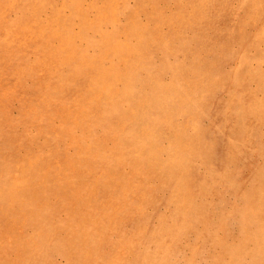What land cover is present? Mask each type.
<instances>
[{
    "label": "rangeland",
    "instance_id": "rangeland-1",
    "mask_svg": "<svg viewBox=\"0 0 264 264\" xmlns=\"http://www.w3.org/2000/svg\"><path fill=\"white\" fill-rule=\"evenodd\" d=\"M263 34L264 0H0V264H264Z\"/></svg>",
    "mask_w": 264,
    "mask_h": 264
},
{
    "label": "bare ground",
    "instance_id": "bare-ground-1",
    "mask_svg": "<svg viewBox=\"0 0 264 264\" xmlns=\"http://www.w3.org/2000/svg\"><path fill=\"white\" fill-rule=\"evenodd\" d=\"M154 1H155V0H154ZM176 1H177V0H176ZM184 1H186V0H184ZM191 1H193V0H191ZM230 1H232V0H230ZM149 2H150V1H149ZM151 2H152V1H151ZM174 2H175V1H174ZM201 2H202V1H200L199 3H201ZM203 2H204V1H203ZM205 2H206V1H205ZM225 2H226V1H225ZM237 2H238V1H237ZM182 3H183V2H182ZM187 3H188V1H187ZM190 3H192V2H190ZM204 4H205V3H204ZM175 5H176V4H175ZM178 5H179V4H178ZM182 5H183V4H182ZM225 5H226V4H225ZM137 6H138V5H137ZM199 6H200V5H199ZM199 6H198V8H200ZM203 6L205 7V5H203ZM178 7H180V5H179ZM187 7H188V6H187ZM195 7H196V5H195ZM241 7H242V6H241ZM202 8H203V7H202ZM248 8H250V7H248ZM177 9H178V8H177ZM180 10H181V8H180ZM189 10H190V9H189ZM199 10H200V9H199ZM204 10H205V9H204ZM249 10H250V9H249ZM182 11H183V10H182ZM197 12H199V11L197 10ZM200 12H201V10H200ZM216 13H217V12H216ZM213 14H214V13H213ZM156 16H157V14H156ZM188 16H189V15H188ZM210 16H211V15H210ZM212 16H213V15H212ZM217 17H218V16H217ZM161 18H162V17H161ZM157 19H158V18H157ZM208 19H209V18H208ZM211 19H212V17H211ZM213 19H214V18H213ZM233 19H234V18H233ZM163 20H164V19H163ZM163 20H161V21L163 22ZM170 20H171V19H170ZM217 20H218V19H217ZM159 21H160V19H159ZM165 21H166V20H165ZM218 21H219V20H218ZM162 22H161V23H162ZM201 22L203 23V21H201ZM205 22H206V21H205ZM155 23H158V22H155ZM170 23H171V22H170ZM185 23H186V22H185ZM206 23H207V22H206ZM209 23H210V21H209ZM159 24H160V23H159ZM177 24H178V23H177ZM179 24H180V23H179ZM195 24H196V23H195ZM200 24H201V23H200ZM215 24H216V23H215ZM210 25H212V24H210ZM237 25H238V24H237ZM196 26H197V25H196ZM203 27H205V26H203ZM210 27H211V26H210ZM159 28H160V27H159ZM190 28H191V27H190ZM206 28H207V27H206ZM208 28H209V27H208ZM216 28H217V27H216ZM235 28H236V27H235ZM198 29H199V28H198ZM203 29H204V28H203ZM212 29H213V28H212ZM220 29H221V28H220ZM229 29H230V28H229ZM207 30H208V29H207ZM210 30H211V28H210ZM230 30H231V29H230ZM126 31H127V29H126ZM159 31H162V30H159ZM202 31H204V30H202ZM215 31H216V30H215ZM217 31H220V30H217ZM217 31H216V32H217ZM225 31H226V30H225ZM82 32H83V31H82ZM164 32H165V31H164ZM194 32H195V30H194ZM222 32H223V31H222ZM226 32H227V31H226ZM168 33H169V32H168ZM218 33H219V32H218ZM233 33H235V31H234ZM10 34H11V33H10ZM10 34H9V35H10ZM14 34H15V33H14ZM160 34H161V33H160ZM163 34H164V33H163ZM200 34H201V33H200ZM203 34H204V33H203ZM229 34H230V33H229ZM231 34H232V33H231ZM12 35H13V34H12ZM15 35H16V34H15ZM191 35H192V34H190V36H191ZM217 35H218V37H219L220 33L217 34ZM217 35H216V36H217ZM224 35H225V34H224ZM233 35H234V34H233ZM263 35H264V34H263ZM47 36H48V35H47ZM214 36H215V35H214ZM214 36H213V38H214ZM222 36H223V34H222ZM234 36H235V35H234ZM260 36H262V35H259V37H260ZM166 37H167V36H166ZM171 37H172V36H171ZM188 37H189V36H188ZM226 37H228V36H226ZM226 37H225V38H226ZM236 37H237V36H236ZM259 37H258V38H259ZM10 38H11V36H10ZM10 38H9V39H10ZM13 38H17V37H14V35H13ZM49 38H50V37H49ZM191 38H195V37H191ZM238 38H240V37H238ZM161 39H162V38H161ZM189 39H190V38H189ZM222 39H223V38H222ZM254 39H256V38H254ZM11 40H13V39H11ZM15 40H16V39H15ZM48 40H50V39H48ZM87 40H88V39H87ZM168 40H169V39H168ZM187 40H188V39H187ZM219 40H220V39H219ZM230 40H231V38H230ZM256 40H257V39H256ZM260 40H262V39L260 38ZM13 41H14V40H13ZM17 41H18V40H17ZM89 41H90V40H88V42H89ZM150 41H151V39H150ZM196 41H197V39H196ZM217 41H218V40H217ZM257 41H258V40H257ZM131 42H132V41H131ZM254 42H255V41H254ZM259 42H260V41H259ZM1 43H2V42H1ZM1 43H0V44H1ZM7 43H8V42H7ZM9 43H10V40H9ZM9 43H8V46L10 45ZM14 43H15V42H14ZM19 43H20V41H19ZM22 43H23V42H22ZM24 43H25V42H24ZM262 43H263V42H262ZM133 44H134V43H133ZM133 44H132V45H133ZM186 44H187V43H186ZM252 44H253V43H252ZM14 45H15V44H14ZM21 45H22V44H21ZM91 45H92V44H91ZM204 45H205V44H204ZM209 45H210V44H209ZM261 45H262V44H261ZM187 46H189V45H187ZM195 46H197V45H195ZM255 46H257V45H255ZM255 46H254V47H255ZM10 47H11V45H10ZM12 47H13V46H12ZM18 47H19V46H18ZM18 47H17V48H18ZM20 47H21V46H20ZM134 47H135V46H134ZM134 47H133V48H134ZM191 47H192V46H191ZM197 47H198V46H197ZM199 47H200V46H199ZM206 47H207V46H206ZM3 48H4V47H3ZM159 48H160V47H159ZM186 48H187V47H186ZM189 48H190V47H189ZM210 48H211V47H210ZM8 49H9V48H8ZM194 49H195V47H194ZM259 49H261V48H259ZM93 50H94V49H93ZM162 50H163V49H162ZM167 50H168V49H167ZM172 50H173V49H172ZM179 50H180V49H179ZM186 50H187V49H186ZM190 50H191V49H190ZM262 50H263V49H262ZM193 51H194V50H193ZM195 51H196V50H195ZM44 52H45V51H44ZM93 52H94V51H93ZM181 52H182V51H181ZM187 52H188V50H187ZM187 52H186V53H187ZM196 52H197V51H196ZM63 53H64V51H63ZM100 53H101V52H100ZM164 53H165V52H164ZM190 53H191V52H190ZM190 53H189V54H190ZM166 54H167V53H166ZM2 55H3V54H2ZM4 55H6V54L4 53ZM144 55H145V54H144ZM220 55H221V54H220ZM3 57H4V56H3ZM143 57H145V56H143ZM152 57H153V55H152ZM134 58H135V57H134ZM132 59H133V58H132ZM140 59H141V58H140ZM144 59L146 60V58H144ZM153 59H154V57H153ZM6 60H8V59H6ZM199 60H200V59H199ZM130 61H131V60H130ZM163 61H164V60H163ZM203 61H204V60H203ZM1 62H2V61H1ZM96 62H97V61H96ZM200 62H201V61H200ZM200 62H199V63H200ZM92 63H93V62H92ZM142 63H143V62H142ZM159 63H160V62H159ZM162 63H163V62H162ZM191 63H193V62H191ZM197 63H198V62H197ZM71 64H72V63H71ZM57 65H58V64H57ZM134 65L136 66V63H135ZM138 65H139V64H138ZM138 65H137V66H138ZM180 65H181V64H180ZM183 65H184V64H183ZM195 65H196V63H195ZM208 65H209V64H208ZM208 65H207V66H208ZM212 65H213V64H212ZM2 66H3V65H2ZM47 66H48V65H47ZM154 66H156V65H154ZM165 66H166V65H165ZM189 66H190V64H189ZM189 66H188V67H189ZM203 66H204V65H203ZM210 66H211V65H210ZM210 66H209V67H210ZM215 66H216V65H215ZM48 67H49V66H48ZM180 67H181V66H180ZM183 67H185V66H183ZM188 67H187V68H188ZM201 67H202V66H201ZM205 67H206V66H205ZM189 68H190V67H189ZM191 68H192V67H191ZM193 68H194V67H193ZM214 68H215V67H214ZM154 69H155V68H154ZM156 69H157V68H156ZM82 70H83V69H82ZM123 70H124V69H123ZM178 70H179V69H178ZM189 70H190V73H192V72H191V69H189ZM198 70H199V68H198ZM198 70H197V71H198ZM213 70H214V69H213ZM49 71H50V69H49ZM176 71H177V70H176ZM192 71H193V69H192ZM197 71H196V72H197ZM199 71H200V70H199ZM199 71H198V73H199ZM210 71H211V70H210ZM214 71H215V70H214ZM239 71H240V69H239L237 72H239ZM241 72H243V71H241ZM65 73H66V72H65ZM101 73H102V72H101ZM193 73H194V72H193ZM14 74H15V73H14ZM41 74H42V72H41ZM47 74H49V73H47ZM63 74H64V73H63ZM102 74H103V73H102ZM115 74H116V73H115ZM153 74H154V73H153ZM174 74H175V73H174ZM194 74H195V73H194ZM200 74H202V73H200ZM239 74H240V72H239ZM15 75H16V74H15ZM17 75H18V74H17ZM44 75H45V74H44ZM157 75H158V74H157ZM176 75H177V74H176ZM179 75H180V74H179ZM195 75H196V74H195ZM212 75H213V74H212ZM215 75H216V74H215ZM240 75H241V74H240ZM89 76H90V75H89ZM89 76H88V77H89ZM91 76H92V75H91ZM95 76H96V75H95ZM199 76H200V75H198V77H199ZM209 76H210V75H209ZM216 76H217V75H216ZM48 77H49V76H48ZM70 77H71V76H70ZM70 77H69V79H70ZM150 77H151V76H150ZM174 77H175V76H174ZM194 77H195V76H194ZM207 77H208V76H207ZM37 78H39V77H37ZM53 78H54V77H53ZM118 78H119V77H118ZM121 78H122V77H121ZM176 78H177V77H175V79H176ZM180 78H181V77H180ZM191 78H192V77H191ZM34 79H35V78H34ZM47 79H48V78H47ZM66 79H67V78H66ZM140 79H141V78H140ZM144 79H145V78H144ZM209 79H210V81H212L213 77H212V79H211V78H209ZM209 79H208V80H209ZM36 80H37V79H36ZM41 80H42V77H41ZM57 80H59V79H57ZM57 80H56V81H57ZM113 80H114V79H113ZM123 80H124V79H123ZM178 80H179V79H178ZM183 80H184V78H183ZM190 80H191V79H190ZM213 80H214V79H213ZM46 81H47V80H46ZM50 81H51V80H50ZM50 81H49V83H50ZM52 81L54 82V80H52ZM56 81L54 82V84L51 82V83L53 84L52 87H54ZM67 81H68V79H67ZM127 81H128V80H127ZM129 81H130V80H129ZM141 81H142V80H141ZM186 81H187V80H186ZM210 81H208V82H210ZM39 82H40V81H39ZM41 82H42V81H41ZM61 82H62V81H61ZM120 82H121V81H120ZM120 82H119V83H120ZM123 82H124V81H123ZM137 82H138V81H137ZM139 82H140V81H139ZM179 82H180V81H179ZM188 82H189V81H188ZM57 83H58V82H57ZM116 83H117V82H116ZM192 83H193V82H192ZM192 83H191V84H192ZM181 84H182V82H181ZM50 85H51V84H50ZM58 85H60V84H58ZM64 85H65V84H64ZM68 85H69V84H68ZM186 86H187V85H186ZM189 86H190V85H189ZM50 87H51V86H50ZM161 87H162V86H161ZM60 88H61V87H60ZM149 88H150V87H149ZM162 88H163V87H162ZM50 89H51V88H50ZM62 89H63V88H62ZM160 89H161V88H160ZM173 89H174V88H173ZM64 90H65V89H64ZM72 90H73V89H72ZM114 90H115V89H114ZM163 90H164V89H163ZM180 90H181V89H180ZM183 90H186V89H183ZM56 91H57V88H56ZM111 91H113V88H112ZM111 91H110V92H111ZM157 91H158V90H157ZM157 91L155 90V92H157ZM58 92H59V89H58ZM68 92H69V90H68ZM76 92H77V91H76ZM127 92H128V91H127ZM127 92H126V94H128ZM129 92H130V91H129ZM161 92H162V89H161ZM171 92H173V91H171ZM69 93H70V92H69ZM159 93H160V92H159ZM64 94H65V93H64ZM70 94H71V93H70ZM73 94H74V93H73ZM114 94H115V93H114ZM155 94H157V93H155ZM161 94H162V93H161ZM165 94H166V93H165ZM61 95H62V94H61ZM67 95H68V94H66V98H67ZM175 95H176V94H174V96H175ZM69 96H71V95H68V97H69ZM74 96H75V95H74ZM111 96H112V95H111ZM115 96H116V95H115ZM115 96H113V97H115ZM118 96H119V95H118ZM124 96L126 97V95H124ZM168 96H169V95H168ZM61 97H62V96H61ZM71 97H72V96H71ZM165 97H166V95H165ZM66 98H65V99H66ZM83 98H84V97H83ZM60 99H61V98H60ZM67 99H68V98H67ZM112 99H113V98H112ZM168 99L170 100V97H169ZM174 99H175V98H174ZM174 99H173V100H174ZM37 101H39V100H37ZM41 101H42V100H41ZM41 101H40V102H41ZM60 101H61V100H60ZM64 102H65V101H64ZM170 102H171V101H170ZM30 103H31V102H30ZM75 103H76V101H75ZM37 104H38V103H37ZM38 105H39V104H38ZM141 106H142V105H141ZM143 106H144V105H143ZM107 107H108V106H107ZM139 108H140V106H139ZM106 109H107V108H106ZM109 109H111V108H109ZM38 110H39V109H38ZM38 110H37V111H38ZM177 110H178V109H177ZM57 111H58V110H57ZM72 111H73V110H72ZM99 111H100V110H99ZM103 111H104V110H103ZM105 111H106V110H105ZM180 111H181V110H180ZM180 111H179V112H180ZM192 111H193V110H192ZM92 112H93V111H92ZM183 112H184V111H183ZM189 112H190V111H189ZM191 113H192V112H191ZM38 114H39V113H38ZM102 114H103V113H102ZM177 114H178V112H177ZM104 115H105V114H104ZM176 116H177V115H176ZM94 117H95V116H94ZM100 118H101V116H100ZM101 119H102V118H101ZM86 121H87V120H85V122H86ZM100 121H101V120H100ZM41 122H42V121H41ZM91 122H92V121H91ZM97 122H98V121H97ZM101 122H102V121H101ZM82 123H83V122H82ZM89 124H91V123H89ZM92 124H93V123H92ZM82 125H85V124H82ZM94 125H95V124H94ZM90 126H91V125H90ZM83 128H84V127H83ZM131 129H132V128H131ZM131 129H130V130H131ZM135 129H136V128H135ZM139 130H140V128H139ZM143 130H144V128H143ZM128 131H129V130H128ZM133 132H134V131H133ZM49 134H50V133H49ZM139 134H140V132H139ZM54 137H55V136H54ZM132 137H134L133 134H132ZM134 138H135V137H134ZM134 138H133V139H134ZM127 139H128V138H127ZM54 140H55V139H54ZM129 140H130V139H129ZM129 140H127V141H129ZM127 141H126V142H127ZM149 141H150V140H149ZM149 141H148V142H149ZM102 142H103V141H102ZM138 142H139V141H138ZM134 143H135V142H134ZM134 143H131V145H132V144L134 145ZM149 143H150V142H149ZM101 144H102V143H101ZM137 144H138V143H137ZM98 146H99V145H98ZM98 146H97V147H98ZM146 146H147V145H146ZM137 148L139 149V147H137ZM145 148H146V147H145ZM138 149H137V150H138ZM115 150H116V149H115ZM100 151H101V150H100ZM144 152H146V151H144ZM97 154H98V153H97ZM94 155H95V154H94ZM100 155H101V154H100ZM174 158H175V157H174ZM175 159H176V158H175ZM171 160H172V159H171ZM172 161H174V160H172ZM172 161H171L170 164H173V163H174V162L172 163ZM74 162H76V161H74ZM26 163H27V162H26ZM12 164H13V163H12ZM63 164H64V163H63ZM63 164H62V165H63ZM65 164H66V163H65ZM149 164H150V163H149ZM60 165H61V164H60ZM155 165H156V164H155ZM52 166H53V165H52ZM169 166H170V165H169ZM67 167H68V166H67ZM138 167H139V165H138ZM145 167H146V165H145ZM150 167H151V166H150ZM150 167H149V169H150ZM53 168H54V167H53ZM56 168H57V167H56ZM69 168H70V167H69ZM171 168H172V167H171ZM138 169H139V168H138ZM67 170H68V169H67ZM74 170H75V169H74ZM144 170H145V169H144ZM146 170H147V169H146ZM42 172H43V171H42ZM42 172H41V173H42ZM47 172H48V171H47ZM131 172H132V171H131ZM39 173H40V172H38V174H39ZM70 173H71V172H70ZM47 174H48V173H47ZM71 174H72V173H71ZM137 174H138V173H137ZM40 175H41V174H40ZM48 175H49V174H48ZM135 176H136V175H135ZM142 176H144V174H142ZM144 177H145V176H144ZM134 179H135V178H134ZM138 179H140V178H138ZM141 180H142V178H141ZM141 180H140V181H141ZM128 181H129V178H128ZM128 181H127V182H128ZM134 181H135V180H134ZM137 181H138V180H137ZM47 182H48V181H47ZM139 183H140V182H139ZM139 183H137V184L140 185ZM141 183H142V182H141ZM132 186H133V185H132ZM141 187H142V186H141ZM137 188H138V187H137ZM144 191H145V190H143V192H144ZM143 192H142V193H143ZM129 213L131 214V212H129ZM119 214H120V213H119ZM126 215H127V214H126ZM131 216H132V215H131ZM124 217H125V216H124ZM124 217H123V218H124ZM129 218H130V217H129ZM82 224H83V223H82ZM82 224H80V225L82 226ZM86 224H87V223H86ZM86 224H85V225H86ZM80 225H79V227H80ZM77 226H78V225H77ZM83 227H84V225H83ZM95 228H96V227H95ZM87 234H88V233H87Z\"/></svg>",
    "mask_w": 264,
    "mask_h": 264
}]
</instances>
